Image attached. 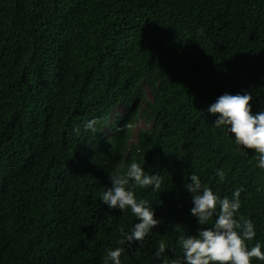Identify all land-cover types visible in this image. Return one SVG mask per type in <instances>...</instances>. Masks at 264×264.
<instances>
[{
  "label": "trees",
  "instance_id": "trees-1",
  "mask_svg": "<svg viewBox=\"0 0 264 264\" xmlns=\"http://www.w3.org/2000/svg\"><path fill=\"white\" fill-rule=\"evenodd\" d=\"M224 93L264 110V0H0V264H104L116 247L121 264H177L179 237L206 227L193 173L220 197L242 186L237 218L264 245L259 154L207 111ZM132 162L161 178L130 181L160 223L120 244L137 218L101 193Z\"/></svg>",
  "mask_w": 264,
  "mask_h": 264
},
{
  "label": "clouds",
  "instance_id": "clouds-1",
  "mask_svg": "<svg viewBox=\"0 0 264 264\" xmlns=\"http://www.w3.org/2000/svg\"><path fill=\"white\" fill-rule=\"evenodd\" d=\"M252 99L247 93H224L207 111L218 114L214 125L227 126L228 131L234 134L237 145L254 149L259 154L257 167L264 169V110L253 114ZM109 175L111 186L101 193L102 202L110 209H130L137 218L130 230L120 229L121 239L118 243L142 241L160 220L155 218L149 204L136 199L130 181L141 187L152 186L156 190L160 189L161 178L159 174H147L144 167L136 162L130 163L123 175ZM216 175L221 181L224 180L222 168L216 171ZM185 188L192 194L191 214L197 218L198 224L206 227L200 228L196 235L179 237L183 257L177 264H252L253 258L264 261V245L259 241L254 246L247 243L257 235L255 225L251 220L245 219L241 223L237 218L242 186L237 187L230 197H220L211 188L203 187L200 177L193 173ZM213 217L214 222L209 225ZM122 251L121 247L107 249L104 264H121ZM165 251V242L159 241L156 257H161Z\"/></svg>",
  "mask_w": 264,
  "mask_h": 264
},
{
  "label": "rangeland",
  "instance_id": "rangeland-1",
  "mask_svg": "<svg viewBox=\"0 0 264 264\" xmlns=\"http://www.w3.org/2000/svg\"><path fill=\"white\" fill-rule=\"evenodd\" d=\"M147 98L152 99L151 91L148 88H147ZM123 110H124V106L119 105V106L114 108V113H116L118 111H123ZM149 126H150V124L146 123L141 117H139L134 123L131 140H136L137 133L140 130V128L149 127ZM106 132L109 133L110 131L107 129Z\"/></svg>",
  "mask_w": 264,
  "mask_h": 264
}]
</instances>
